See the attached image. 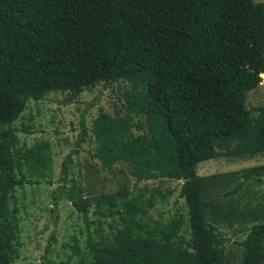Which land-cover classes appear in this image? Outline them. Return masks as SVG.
<instances>
[{
	"label": "trees",
	"instance_id": "1",
	"mask_svg": "<svg viewBox=\"0 0 264 264\" xmlns=\"http://www.w3.org/2000/svg\"><path fill=\"white\" fill-rule=\"evenodd\" d=\"M261 76L264 3L254 0H0V264L17 259L12 194L26 185L55 184L43 146L22 155L24 172L12 125L29 102L50 93L75 97L120 82L129 85L122 94L128 111L120 121L105 115L95 121V157L107 169L126 163L136 184L182 181L191 238L180 234L179 221L147 237L139 234L142 207L131 203L125 212L100 213L120 216L124 227L113 242L91 244L92 259L79 264H223L226 239L207 220L197 168L214 159L264 153V105L247 103ZM87 136L83 123L52 193L56 215L62 200L85 218L91 213L68 193L72 165ZM261 171L264 166L236 172L238 183L227 196L248 183L263 186ZM241 245L243 264H264V222Z\"/></svg>",
	"mask_w": 264,
	"mask_h": 264
},
{
	"label": "rangeland",
	"instance_id": "2",
	"mask_svg": "<svg viewBox=\"0 0 264 264\" xmlns=\"http://www.w3.org/2000/svg\"><path fill=\"white\" fill-rule=\"evenodd\" d=\"M261 77L258 87L248 94L250 108L264 105V77ZM127 89L129 85L120 82L108 89L100 84L75 97L70 92H53L43 101L29 102L12 125L18 135L16 157L24 172L27 173V165L23 164L22 155L28 149L43 146L49 149L51 176L55 182L54 185H26L12 194L10 208L18 211L19 228L17 259L13 264H79L82 259L91 260V244L113 242L124 227L120 216L104 218L100 213L112 209L125 212L131 203L142 207L136 216L139 234L147 237L159 232L162 225L179 221L180 234L187 240L191 238L186 201L180 196L182 181L160 179L136 184L126 163L107 169L95 157L98 144L93 133L94 123L102 115L116 121L126 116L128 110L122 94ZM69 99L72 103H68ZM83 123L88 136L80 155L74 159L68 193L80 197L91 213L85 218L70 202L62 200L56 215L51 212L52 193L58 187L64 159L76 149ZM134 133L140 134L135 129ZM260 166H264V153L214 159L197 168L203 200L209 204L207 220L226 239L223 264L244 263L245 248L241 243L254 225L264 222V185L248 183L237 195L227 196L238 183L236 172ZM258 174L264 177V171Z\"/></svg>",
	"mask_w": 264,
	"mask_h": 264
},
{
	"label": "crops",
	"instance_id": "3",
	"mask_svg": "<svg viewBox=\"0 0 264 264\" xmlns=\"http://www.w3.org/2000/svg\"><path fill=\"white\" fill-rule=\"evenodd\" d=\"M261 1H264V0H261ZM259 3H264V2H259Z\"/></svg>",
	"mask_w": 264,
	"mask_h": 264
}]
</instances>
